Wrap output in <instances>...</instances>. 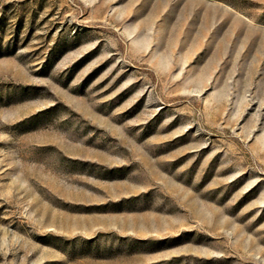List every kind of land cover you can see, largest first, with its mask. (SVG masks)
Masks as SVG:
<instances>
[{
  "label": "rangeland",
  "instance_id": "obj_1",
  "mask_svg": "<svg viewBox=\"0 0 264 264\" xmlns=\"http://www.w3.org/2000/svg\"><path fill=\"white\" fill-rule=\"evenodd\" d=\"M0 264H264V0H0Z\"/></svg>",
  "mask_w": 264,
  "mask_h": 264
}]
</instances>
